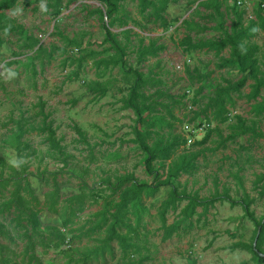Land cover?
<instances>
[{
    "label": "rangeland",
    "instance_id": "rangeland-1",
    "mask_svg": "<svg viewBox=\"0 0 264 264\" xmlns=\"http://www.w3.org/2000/svg\"><path fill=\"white\" fill-rule=\"evenodd\" d=\"M152 1L155 5L142 11L139 0H120L112 18L104 16L107 7L99 0H18L13 7L1 9L11 23L0 22V159L4 160L0 173L27 177L29 188L21 191L23 222L14 207L5 205L13 185L0 188L4 225L0 264H37L29 262L30 252L26 253L31 243L30 250L41 264H192L194 260L197 264H264L251 248L234 247L237 242L254 243L257 226L240 205L227 201L216 202L206 212L198 207L192 219L181 222L185 231L163 239L158 211L167 187L155 195L144 193L139 205L131 208L134 231L127 232L131 247L124 250L116 240H106L108 212L117 196L104 181L115 182L123 174H132L139 182L153 180L145 167L146 153L132 141L135 112L123 105L134 81L130 68L145 78L141 90L150 95L147 113L153 121V140L180 136V146L166 164L181 153L199 152L195 168L174 180L179 189L203 197L224 190L233 197L248 193L255 218H264V107L256 108L264 103V87L256 98L251 97L253 80L248 79L239 90L221 93L225 108L220 109L211 98L242 75L228 61L230 48L217 52L179 45L186 35L193 41L222 39L237 23L248 33L242 41L258 47V76L264 79V0H252L248 8L240 9L230 0ZM164 1L168 16V11L179 15L184 8L189 10L179 21L162 27L153 14ZM56 7L59 14L54 13ZM110 20L125 50L117 64L99 61L117 57L105 41L103 24ZM150 42L164 48L138 62V46ZM96 82L107 88L105 95L87 90ZM192 96V123L205 120L212 130L201 145L189 142L181 128V104ZM44 124L55 129L61 149L51 148L41 130ZM74 124L85 132L88 143L79 139ZM20 125L24 128L21 142L29 144L23 151L13 144ZM165 170L166 166L160 167ZM42 172L46 173L40 179ZM185 203L167 213L168 223L179 220L177 214ZM31 212L36 214L35 230L27 226ZM62 231L74 239L59 250L57 234ZM260 247L264 253V235Z\"/></svg>",
    "mask_w": 264,
    "mask_h": 264
},
{
    "label": "trees",
    "instance_id": "trees-1",
    "mask_svg": "<svg viewBox=\"0 0 264 264\" xmlns=\"http://www.w3.org/2000/svg\"><path fill=\"white\" fill-rule=\"evenodd\" d=\"M18 0H0V22L5 21L6 23H11V19L1 11V9L11 8L13 7ZM103 4L106 5L107 10L104 14L105 17L112 18L113 13L118 10V3L120 0H99ZM155 5L152 0H139L140 9L145 11L149 5ZM165 1L162 3V6L159 10H163V12L156 10L154 12L153 20L158 22L162 27H168L170 22H177L184 15L185 12L189 10V8H184L183 12L179 15L172 14L168 11L169 15L166 13ZM235 5V4H234ZM236 8L240 9L235 5ZM165 11V12H164ZM54 13L59 14V8H55ZM114 24L113 20H110L109 23H104L103 28L106 31L105 41L110 43V49L116 52V56H110L106 59H99V61H106L107 63L117 64L123 61V57L125 56L124 47L121 45L120 41L117 38V34L112 32L111 26ZM237 23L232 24V32H227L225 37L222 39H207V40H198L193 41L190 35H186L179 41V45L183 46L186 50L192 49H203L207 48L208 50H216L217 52L221 51L225 47L230 48V61L233 64H236L239 67V70L242 72L241 77L235 81L230 82L227 86L219 88L218 93H215V96L211 98L212 102L218 104L220 109L225 108L224 98L221 96V93L228 94L230 91L239 90L243 87L248 79L253 80L251 84V97L256 98L262 87H264V79L258 76V60L255 56V53L258 49L256 44H246L242 40L244 37L248 35L246 28L240 26L238 28ZM6 28V27H5ZM11 28L14 26L11 25ZM130 31V29H127ZM3 38L0 36V45L2 44ZM36 43H38L35 40ZM164 46L162 44L155 45L154 42H150L148 45L140 44L137 49V60L138 62H143L147 55H154L159 50L163 49ZM134 74V81L132 85L129 87V91L126 94V97L123 100L124 107L131 108L136 115L135 126L133 128L134 137L132 141L146 153L147 157L145 159V167L148 173H150L153 177V180L150 183L147 182H139L137 181L132 174H123L117 176L115 178V182L107 179L104 181L106 184V188L111 189L112 194L117 197L113 200L111 205V210H109L108 218H107V235L106 240H116L124 250L131 247L133 244L129 240V236L127 234L128 231H134L131 214V208L139 205L141 197L144 193L155 195L160 188L167 187V197L162 198L159 204V217L161 220V229H162V238L168 239L174 234H179L181 230H186L187 228H182L181 222L183 220L192 219L193 215L197 213V208L202 207L203 212L208 211L210 207H214L216 202H224L227 201L231 205H240L244 211V215L251 220H253L257 226L255 232V240L256 245L254 248V243L245 244L241 242H237L234 244V247L238 245H242L248 248H251L255 251V256L258 260H264V256L258 254L257 250L263 253L260 243L262 241L264 235V218L261 220H257L251 210V204L253 203V198L249 196L248 193H244L239 196H232L227 190L222 192H215L210 196H200L197 192H187L184 189H179L177 184L175 183V179H177L181 174L185 172H189L196 166V158L199 155L198 151H190L184 152L178 155L176 159L171 160L168 164L166 161L169 160L172 156V153L175 149L180 146V136H175L171 139H156L152 138V130L150 128L153 125V121L148 115L147 111L150 108V95H147L142 89L143 84L145 83V78L141 71L136 68H130ZM92 94H96L99 96L105 95L107 88L99 82H96L94 85L90 86L87 89ZM186 96H188L186 92ZM192 97H187L186 100H189L192 104ZM186 100L181 104V109L186 106ZM158 103V102H156ZM43 106V105H42ZM264 107V103H258L256 105L257 109H262ZM44 117L46 118L48 115L44 113V110L41 109ZM225 117H222L223 120ZM227 118V117H226ZM238 121L243 123V118L240 115H236ZM192 119V117H191ZM205 121V120H203ZM181 122V118H180ZM206 122V121H205ZM210 124H208L207 131L201 140H194V145H201L209 138L212 130L209 128ZM73 129L79 136V139L85 143L87 142V136L85 132L76 124H74ZM144 127V128H143ZM251 131H255L254 128L247 127ZM19 133L15 134V139L13 141L14 147L18 151H23L29 147L28 143L21 142V136L24 133L23 126L18 127ZM42 131L47 133V140L53 149H61L60 141L55 136V129L52 128L50 124H44L41 127ZM184 136V135H183ZM4 164V160L0 159V165ZM158 165V166H157ZM166 166L165 171H160V167ZM46 172H42L40 174V179L44 176ZM264 178V176H262ZM27 180V177L19 176V175H9L8 177H4L2 173H0V188L6 184L13 185V190L11 191V196L8 200H6L5 205L7 208L11 209L15 208L17 212L16 217L19 222H23L21 220V213L23 211L22 204V196L21 191L27 190L29 188V181L27 180L25 183L22 180ZM88 189L91 187L88 184H85ZM57 188H55L56 190ZM98 195V191L95 192ZM264 193V190H263ZM54 194L51 196V207L54 206ZM182 201H186L184 206L181 208L177 216L179 215V220H174L171 223H168L167 213L170 210L175 211L179 206V203ZM136 221L140 219V213L134 212ZM27 221V226L35 230L37 229V221L36 214L31 212L29 214ZM25 225H22L24 227ZM258 228L260 231L258 233ZM125 230L123 233L122 231ZM65 231V230H63ZM59 232L57 234V246L59 250H62L66 239H68V244L70 241L74 239L73 235L66 236V232ZM4 233V225L0 222V234ZM25 236L28 240H31V234L26 231ZM43 241V240H42ZM4 245L0 244V254L2 253ZM34 248V244L31 243L29 247L26 249V253H29L31 261H36L37 264H41L40 259L36 254L33 253L30 249ZM257 249V250H256ZM20 264V263H13ZM125 264V263H124ZM192 264H197L192 261ZM243 264H246L244 262Z\"/></svg>",
    "mask_w": 264,
    "mask_h": 264
},
{
    "label": "built area",
    "instance_id": "built-area-1",
    "mask_svg": "<svg viewBox=\"0 0 264 264\" xmlns=\"http://www.w3.org/2000/svg\"><path fill=\"white\" fill-rule=\"evenodd\" d=\"M239 8H248L252 0H230ZM189 95V91L187 92ZM195 108L191 104L189 100H186V106L182 108V116L181 118V128L184 130V136L189 142L194 141L195 139H199L200 137H203L207 131V123L205 121H202L195 125L192 123L191 115L189 114L191 111H193ZM68 239H66L65 245L68 243ZM64 245V246H65Z\"/></svg>",
    "mask_w": 264,
    "mask_h": 264
},
{
    "label": "water",
    "instance_id": "water-1",
    "mask_svg": "<svg viewBox=\"0 0 264 264\" xmlns=\"http://www.w3.org/2000/svg\"><path fill=\"white\" fill-rule=\"evenodd\" d=\"M259 231H260V228H258V233H259ZM255 245H256V241L254 242V248H255ZM256 250H257V249H256ZM257 252H258L259 255H261V256L263 255V256H264V253H261V252H259L258 250H257Z\"/></svg>",
    "mask_w": 264,
    "mask_h": 264
}]
</instances>
